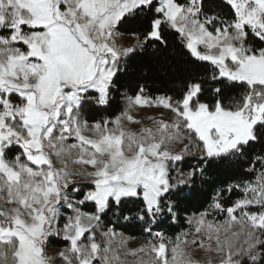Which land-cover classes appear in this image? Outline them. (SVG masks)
<instances>
[{"label": "snow or ice", "instance_id": "snow-or-ice-1", "mask_svg": "<svg viewBox=\"0 0 264 264\" xmlns=\"http://www.w3.org/2000/svg\"><path fill=\"white\" fill-rule=\"evenodd\" d=\"M224 3L230 18L205 0H0V264H264V154L249 152L264 141V0ZM132 23L144 30L122 46ZM166 29L207 74L177 96L137 85L108 112ZM85 104L107 114L90 123ZM235 160L244 178L180 207L212 163ZM108 213L146 242L127 247ZM165 217L187 227L154 230Z\"/></svg>", "mask_w": 264, "mask_h": 264}, {"label": "trees", "instance_id": "trees-1", "mask_svg": "<svg viewBox=\"0 0 264 264\" xmlns=\"http://www.w3.org/2000/svg\"><path fill=\"white\" fill-rule=\"evenodd\" d=\"M205 5L212 11L221 13L225 17L230 18V9L223 0H205ZM143 27L139 23L126 24L121 26L120 32L122 35L132 36L131 32H143ZM167 45L162 46L158 42L150 43L143 52H138L134 60H130L131 65L129 73L122 77L120 91L115 94V100L108 112L118 114L125 107L124 93L131 96L134 94L137 85H144L148 92L155 96L160 94H169L177 96L181 91L182 84L190 74L200 73L207 74V66L199 65L192 62V58L182 48L175 34L169 30L164 32ZM155 44V49L152 44ZM235 94V93H234ZM106 112H98L94 105L85 104L82 109V115L89 119H99L100 115H105ZM251 156L264 154V141L252 145L249 150ZM197 162V157L192 156L186 158L182 167L187 170L189 166ZM247 167L246 160H235L226 162H215L210 165L206 171V179H197L196 184L192 189H185V192H190L180 201V207L187 209L188 214L201 208L203 202L211 194L214 187L222 186L226 182L237 179H242L246 176L245 168ZM234 194L233 198H235ZM175 198V197H174ZM85 211H93L90 204L84 206ZM183 216L184 213H181ZM105 223L109 219L117 227V231L123 232L126 237L144 242L147 238L145 233L138 224L116 220L111 213L103 217ZM187 225L181 221L177 224H172L165 217L154 230L163 229L166 234L174 236L182 228ZM61 241H52L50 245L62 247Z\"/></svg>", "mask_w": 264, "mask_h": 264}, {"label": "rangeland", "instance_id": "rangeland-1", "mask_svg": "<svg viewBox=\"0 0 264 264\" xmlns=\"http://www.w3.org/2000/svg\"><path fill=\"white\" fill-rule=\"evenodd\" d=\"M224 1V0H223ZM117 42L122 45V46H130L132 44L135 43V38L133 36H126V35H121L119 37H117ZM161 111H165L163 109H152V110H145L143 112H141V115H145V114H155L158 115L159 112ZM169 114L165 111V116L167 117ZM126 237V236H125ZM128 238V237H126ZM62 243H65L64 241H61ZM146 241L141 242L135 239H128V244L127 247L129 248H136L139 247L141 245H143ZM64 244H62L63 246ZM59 247L53 246L49 244L48 247V253L49 255H53L56 251H58ZM129 261H131L133 258L132 257H128L127 258ZM57 264H59V262H57Z\"/></svg>", "mask_w": 264, "mask_h": 264}]
</instances>
